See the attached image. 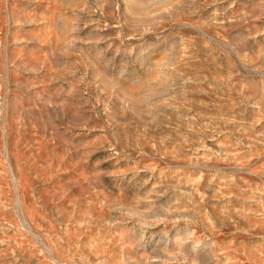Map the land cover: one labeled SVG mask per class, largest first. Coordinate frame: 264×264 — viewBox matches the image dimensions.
Segmentation results:
<instances>
[{
	"label": "rangeland",
	"instance_id": "1",
	"mask_svg": "<svg viewBox=\"0 0 264 264\" xmlns=\"http://www.w3.org/2000/svg\"><path fill=\"white\" fill-rule=\"evenodd\" d=\"M0 264H264V0H0Z\"/></svg>",
	"mask_w": 264,
	"mask_h": 264
}]
</instances>
